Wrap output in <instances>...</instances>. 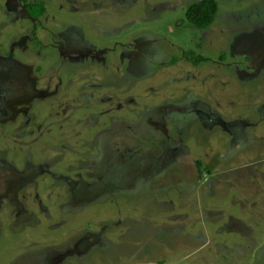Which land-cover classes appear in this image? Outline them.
<instances>
[{
    "label": "rangeland",
    "instance_id": "374dc122",
    "mask_svg": "<svg viewBox=\"0 0 264 264\" xmlns=\"http://www.w3.org/2000/svg\"><path fill=\"white\" fill-rule=\"evenodd\" d=\"M0 0V264H264V0Z\"/></svg>",
    "mask_w": 264,
    "mask_h": 264
},
{
    "label": "trees",
    "instance_id": "16d2710c",
    "mask_svg": "<svg viewBox=\"0 0 264 264\" xmlns=\"http://www.w3.org/2000/svg\"><path fill=\"white\" fill-rule=\"evenodd\" d=\"M21 1L25 3V9L31 17H38L44 11L43 5L30 3L27 0ZM217 10V0H198L188 5L185 10V19L197 28H207L213 22Z\"/></svg>",
    "mask_w": 264,
    "mask_h": 264
},
{
    "label": "crops",
    "instance_id": "0c3cea01",
    "mask_svg": "<svg viewBox=\"0 0 264 264\" xmlns=\"http://www.w3.org/2000/svg\"><path fill=\"white\" fill-rule=\"evenodd\" d=\"M147 264H154V263H147ZM166 264V263H165Z\"/></svg>",
    "mask_w": 264,
    "mask_h": 264
}]
</instances>
